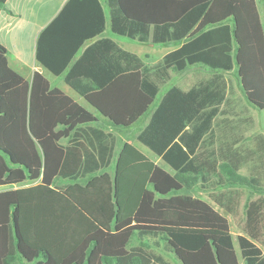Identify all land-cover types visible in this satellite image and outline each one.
Segmentation results:
<instances>
[{"label": "trees", "instance_id": "obj_1", "mask_svg": "<svg viewBox=\"0 0 264 264\" xmlns=\"http://www.w3.org/2000/svg\"><path fill=\"white\" fill-rule=\"evenodd\" d=\"M106 1L114 35L181 45L149 68L114 45L117 65L106 72L88 59L97 42L65 83L114 126L129 128L151 114L138 140L171 171L125 143L110 174L90 163L83 146L62 144L96 116L42 74L28 81L14 71L0 43V264H171L156 252L161 247L176 264H239V256L264 264V134L246 145L235 132L241 120L227 107L230 88L221 72L188 91L172 85L159 99L172 72L236 65L246 101L264 110V27L256 1ZM56 24L40 34L36 59L59 76L82 42L62 45ZM98 155L102 162L106 153ZM245 165L248 175L240 173ZM195 186L229 213L239 189L259 195L245 204L237 247L228 218L185 193Z\"/></svg>", "mask_w": 264, "mask_h": 264}, {"label": "crops", "instance_id": "obj_2", "mask_svg": "<svg viewBox=\"0 0 264 264\" xmlns=\"http://www.w3.org/2000/svg\"><path fill=\"white\" fill-rule=\"evenodd\" d=\"M255 1L264 27V0ZM55 21L57 24L56 28H54V33L58 36V42L62 45L64 43H72L76 39L82 42L79 49L69 61L64 73L59 76L53 75L36 59L38 38L42 31ZM102 24L103 29L101 33L91 38L94 31ZM86 33L88 34L86 35ZM97 42H101V44H98V46L88 54V59H91V61L97 59V64L94 65L95 68L106 72H113L117 65L118 52L114 48V45L139 57L148 68L154 66L166 54L176 50L181 45L179 43L161 44L159 45V56L157 57L155 47L158 45L139 43L135 40L114 35L111 32L109 9L106 0H6L0 9V43L7 49L9 66L28 81H31L35 72L42 74L52 88L61 90L76 103L92 112L97 118V122L90 125V127L76 129L70 136V138H72V135H74V141L69 138L63 140L62 144H73L78 147L83 146L91 154L89 159L90 163L93 165L97 164L98 167L106 168V171L113 174L116 159L122 146L125 143H129L135 146L155 164L170 172V169L163 167L161 164V162H164L138 140V135L149 123L151 114L140 118L129 128L114 126L107 118L101 116L83 96L79 95L65 83L64 76L66 73H68L76 62L85 55L87 50ZM85 62H87V59ZM193 70L208 72V74L212 72L237 74L238 68L234 65L230 71H212L203 65H196L187 67L183 72H190ZM200 81L190 82L189 80L184 86L173 85L181 88L183 91H188ZM225 81L228 85L227 80ZM168 83L163 86V89L161 88L159 99L163 92L172 86V84L167 85ZM82 84L90 85L91 83L83 79ZM98 152L106 153V156L102 157V162ZM82 159L84 160V157H82ZM106 163H108V165H106ZM32 184L33 183L27 182L24 186H31ZM156 252L160 254L165 261L176 264L173 258L168 255L162 247L156 250ZM165 254L168 258H166ZM14 264L24 263L15 261Z\"/></svg>", "mask_w": 264, "mask_h": 264}, {"label": "rangeland", "instance_id": "obj_3", "mask_svg": "<svg viewBox=\"0 0 264 264\" xmlns=\"http://www.w3.org/2000/svg\"><path fill=\"white\" fill-rule=\"evenodd\" d=\"M157 51V57L159 56V45L155 47ZM211 74H208V72H203L200 70H193L190 72H183L180 74L171 73L170 75V82L167 85H186L187 82L190 80V82H198L200 80L206 79L210 77ZM221 76L227 80L229 84V93L227 95L228 98V104L227 107L232 108L236 114L235 120L239 118L241 120L240 122L234 124L235 127H238V129L235 130V132H241L243 133V139L242 141L247 145L251 143V139L253 136L262 133L264 134V110H259L255 108L254 106L250 105L240 88L239 80L236 73H221ZM166 85V88H167ZM163 89V87H162ZM165 89V87H164ZM248 118L252 120L251 123H249ZM163 167L170 169L166 164L162 163ZM250 165H245L240 173L242 175H248ZM239 195V204L236 207V209L233 210L232 213H229L225 211L224 209L218 207L212 196L211 193L199 189L198 186L193 187L192 189L186 191L185 193L188 195H191L196 198H200L213 207H215L220 213L225 215L230 223L231 232L233 235V240L235 243V246L237 247V241L236 238L238 235L243 233V227L245 222V204L248 200H254L259 197L258 194H252L249 190L246 189H239L238 191ZM261 249L264 253V245H261ZM166 255V254H165ZM166 258L168 256L166 255ZM240 264H245L241 257L239 256Z\"/></svg>", "mask_w": 264, "mask_h": 264}]
</instances>
